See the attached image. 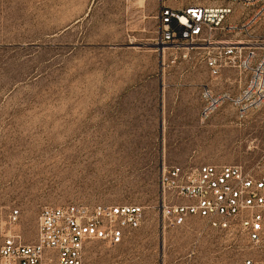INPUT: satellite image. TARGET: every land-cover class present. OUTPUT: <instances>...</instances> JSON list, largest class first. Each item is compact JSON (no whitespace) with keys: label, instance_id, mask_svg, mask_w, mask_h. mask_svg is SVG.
<instances>
[{"label":"rangeland","instance_id":"rangeland-1","mask_svg":"<svg viewBox=\"0 0 264 264\" xmlns=\"http://www.w3.org/2000/svg\"><path fill=\"white\" fill-rule=\"evenodd\" d=\"M159 4L0 0V243L14 207V228L32 240L43 205L138 202L141 228L121 244L91 241L87 264H233L251 253L239 230L161 215L164 164L264 169V102L241 115L226 101L203 117V83L238 94L246 78L213 77L201 49L163 55Z\"/></svg>","mask_w":264,"mask_h":264},{"label":"built area","instance_id":"built-area-1","mask_svg":"<svg viewBox=\"0 0 264 264\" xmlns=\"http://www.w3.org/2000/svg\"><path fill=\"white\" fill-rule=\"evenodd\" d=\"M153 43L166 49H201L213 77L234 70L238 94L203 83L201 115L211 116L226 101L241 103L240 114L264 102V0H160ZM230 78V77H228ZM259 164H164L159 200L164 219L194 215L218 230L241 231L251 253L233 264H264V169ZM19 208L10 209L0 243V264H87L93 240L121 244L145 221V205L81 200L43 205L35 237L14 228ZM225 264V263H224Z\"/></svg>","mask_w":264,"mask_h":264},{"label":"bare ground","instance_id":"bare-ground-1","mask_svg":"<svg viewBox=\"0 0 264 264\" xmlns=\"http://www.w3.org/2000/svg\"><path fill=\"white\" fill-rule=\"evenodd\" d=\"M236 104H239V101H237ZM244 113H245V112H244ZM244 113H243V114H244ZM243 114H241V115H243Z\"/></svg>","mask_w":264,"mask_h":264}]
</instances>
